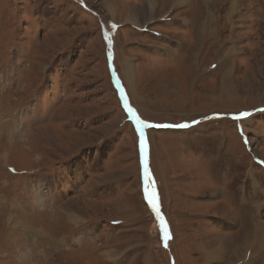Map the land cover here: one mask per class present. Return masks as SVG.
<instances>
[{"label":"rangeland","instance_id":"374dc122","mask_svg":"<svg viewBox=\"0 0 264 264\" xmlns=\"http://www.w3.org/2000/svg\"><path fill=\"white\" fill-rule=\"evenodd\" d=\"M0 264H264V0H0Z\"/></svg>","mask_w":264,"mask_h":264},{"label":"bare ground","instance_id":"6f19581e","mask_svg":"<svg viewBox=\"0 0 264 264\" xmlns=\"http://www.w3.org/2000/svg\"><path fill=\"white\" fill-rule=\"evenodd\" d=\"M179 2H180V1H179ZM127 69H129V68H127ZM126 74H127V73H126ZM128 75H129V73L127 74V76H128ZM129 77L132 78V77H131V73H130ZM132 79H133V78H132ZM17 218H18V217H17ZM18 219H19V218H18ZM20 224H21V223H20ZM22 224H23V223H22ZM22 226H23V225H22ZM40 233H41V232H40ZM44 234H45V233H44ZM42 235H43V234H42Z\"/></svg>","mask_w":264,"mask_h":264}]
</instances>
